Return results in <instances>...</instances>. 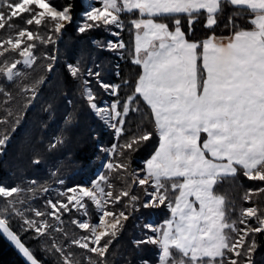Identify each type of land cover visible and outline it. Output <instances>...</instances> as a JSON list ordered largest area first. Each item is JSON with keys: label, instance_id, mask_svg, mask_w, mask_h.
I'll return each instance as SVG.
<instances>
[{"label": "trees", "instance_id": "trees-1", "mask_svg": "<svg viewBox=\"0 0 264 264\" xmlns=\"http://www.w3.org/2000/svg\"><path fill=\"white\" fill-rule=\"evenodd\" d=\"M24 1L0 0V190L9 191L0 193V219L40 264L156 261L158 249L145 227L148 220L160 225L169 219L183 180H134L147 176L159 133L137 90L142 69L135 61L132 14L115 2L117 25L87 21L84 0H45L69 16L60 25L56 17L41 16L34 3L17 10ZM92 5L99 7L100 0ZM255 15L221 0L215 15L156 21L179 29L196 46L199 68L205 40L250 31ZM17 40L24 41L28 60L21 50L4 48ZM108 106L117 114L112 123L94 110ZM253 171L236 167L214 182L225 240L216 261L264 264V162ZM91 185L108 212L126 216L115 233L101 238L103 257L85 246L88 234L79 227L99 220L91 198L75 194ZM156 186L163 201L146 206V194ZM0 264H24L1 237Z\"/></svg>", "mask_w": 264, "mask_h": 264}, {"label": "crops", "instance_id": "crops-1", "mask_svg": "<svg viewBox=\"0 0 264 264\" xmlns=\"http://www.w3.org/2000/svg\"><path fill=\"white\" fill-rule=\"evenodd\" d=\"M131 1L141 15L134 26L137 90L159 133L146 175L215 182L235 166L255 169L264 161V0H225L256 12L253 29L205 40L199 68L196 46L155 18L215 15L221 0Z\"/></svg>", "mask_w": 264, "mask_h": 264}, {"label": "rangeland", "instance_id": "rangeland-1", "mask_svg": "<svg viewBox=\"0 0 264 264\" xmlns=\"http://www.w3.org/2000/svg\"><path fill=\"white\" fill-rule=\"evenodd\" d=\"M84 2L88 4L85 10L86 14H84V18L87 21H102L106 24L117 25L119 19L116 13L117 7L115 2H118L117 4H120L121 8H126L132 14L133 26H135L136 20L141 16L138 13V9L133 6L131 0H100L99 7L92 5L94 0H84ZM31 3L36 5L41 16L47 15L58 18L60 25H65L70 20L65 11H59L53 8L45 0H25L16 9L21 11L27 4ZM198 13L202 12L182 16H191ZM157 19L155 18V20ZM113 36L117 38L115 33ZM18 38H21V36ZM24 45L23 40L14 42L6 41L3 43L6 50H21V56L25 59L27 56L24 55L25 53L22 49ZM94 110L97 113H101L108 123H112L116 119L117 114L113 111V107L108 106L100 112L94 107ZM247 165H245L246 168H243L248 171L247 173L252 174L254 172V164L251 166ZM147 177L137 175L134 180L148 185L150 183ZM213 185L214 182L210 178L183 180L180 193L171 209L169 219L164 220L160 225L154 224V221L152 222L151 219L148 220L147 226L145 227L150 235L148 242L155 245L158 249L156 261H138V264H226L225 262L222 263V261H216V258L222 254L225 240L222 234V200L219 197L217 198L216 195H213ZM157 189L156 186L154 191L146 194L149 198L146 206L157 208L161 205L163 197L158 195ZM0 193L7 194L9 191L0 190ZM75 194L89 196L97 207L99 212L98 222L90 228L83 224H80L79 227L83 231L85 230L86 236L88 234V244L86 243L85 246L88 248L91 246L90 251L92 253L103 257L105 249L99 248L101 238L109 232L115 233L119 223L125 220L126 216L118 217L108 212L106 209V200L97 191L96 187L92 185L90 187L80 188Z\"/></svg>", "mask_w": 264, "mask_h": 264}, {"label": "water", "instance_id": "water-1", "mask_svg": "<svg viewBox=\"0 0 264 264\" xmlns=\"http://www.w3.org/2000/svg\"><path fill=\"white\" fill-rule=\"evenodd\" d=\"M25 59L28 60V58ZM0 237L11 247L24 264H40L29 254L24 245L2 220H0Z\"/></svg>", "mask_w": 264, "mask_h": 264}]
</instances>
